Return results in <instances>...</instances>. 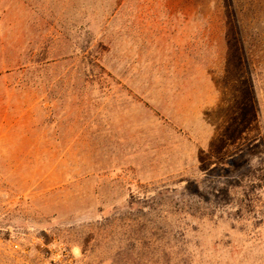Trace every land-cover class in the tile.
<instances>
[{"label":"rangeland","instance_id":"374dc122","mask_svg":"<svg viewBox=\"0 0 264 264\" xmlns=\"http://www.w3.org/2000/svg\"><path fill=\"white\" fill-rule=\"evenodd\" d=\"M0 264H264V0H0Z\"/></svg>","mask_w":264,"mask_h":264}]
</instances>
